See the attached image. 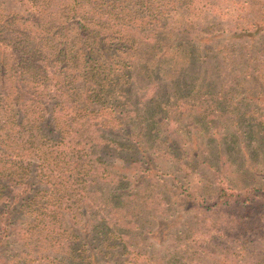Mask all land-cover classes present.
<instances>
[{"label":"trees","instance_id":"16d2710c","mask_svg":"<svg viewBox=\"0 0 264 264\" xmlns=\"http://www.w3.org/2000/svg\"><path fill=\"white\" fill-rule=\"evenodd\" d=\"M236 93L249 121L264 0H0V264H264V232L202 244L188 223L264 211V185L218 176L194 196L181 172L202 158L197 136L234 139L213 119ZM167 176L179 203L157 193Z\"/></svg>","mask_w":264,"mask_h":264},{"label":"rangeland","instance_id":"374dc122","mask_svg":"<svg viewBox=\"0 0 264 264\" xmlns=\"http://www.w3.org/2000/svg\"><path fill=\"white\" fill-rule=\"evenodd\" d=\"M240 87H242L244 90V87H249V85ZM140 95H142V93ZM243 98V94L239 95L237 93L226 96L223 100L224 105H222V114H220V117L213 119L214 122L216 121V124H218V122L228 123L230 126L228 128L229 134L236 133V135H234V139L230 141L229 144L226 143L225 138H219L213 134V136H210L209 138H201L200 136H197V140L200 142L203 148L201 151L202 154L200 153L202 158L200 156L195 160L196 165L193 166L194 168L190 167L188 170L181 169L182 162H180L178 158L173 160L175 163L174 167L180 168L181 172L186 175L188 180H192L194 183H196L193 186L194 191L190 190L192 195L194 194V196H204V192L206 191L205 187L207 185L216 187L218 176H221L224 180L228 181L229 185L236 189H242L245 186L261 187L264 185V134L254 135V130L252 129V125H257L260 122H264V102L260 104L258 103V105H260L258 107L259 112L255 110L251 111L254 114L253 116H249L247 118L249 121H247L246 117L244 116V113L246 112L244 104L246 101ZM187 100L191 105H196V107H198V110H196L197 114L202 113V111L209 112L216 109V107L213 106L214 101H211V99L206 100L204 98H188ZM186 115L190 114L186 113ZM262 127H264V125ZM221 129L223 131L225 128L223 127ZM213 133H216V131ZM187 138L188 137L186 136V138L181 140L185 142V139ZM207 143H210L211 145H209V155L205 153ZM183 146H185L187 150L190 147L187 144ZM217 151L220 153L216 154ZM207 156L209 157L208 161ZM201 159H205V161L208 163H205L204 165L201 164ZM208 164H212L213 167H210ZM219 172L221 175H218ZM182 176V174H177L180 184L184 183ZM164 178L166 179L165 185H167V187L164 189H162L163 185L160 187V189L157 187V193L166 189L170 191V193H167V197L172 201L179 203L185 196H181L182 194H180V190H177L176 193H174L173 187H177V185L176 182L171 179V177L167 176ZM240 207L241 206L232 205L228 209L219 211L217 213H210V217H207L202 212L198 213L199 211L196 210L195 213L193 212L189 216L190 219L188 223L190 222L191 225H194L193 229L190 231V234L196 236L199 243L205 244L207 241L211 240H226V242H230L232 238H235L236 241H240L242 238L246 239L249 237H256L261 232H264V211L262 214H259V209L255 208L251 210V208L245 209L241 207L243 209L242 210ZM180 213H182L180 206L177 207L176 210L174 207L172 214L180 215ZM240 236L242 238H239ZM166 245L169 247L171 252L174 251L175 244L173 240H168ZM228 258L232 259L231 257ZM221 262H223V260ZM224 262L229 264L226 261Z\"/></svg>","mask_w":264,"mask_h":264}]
</instances>
